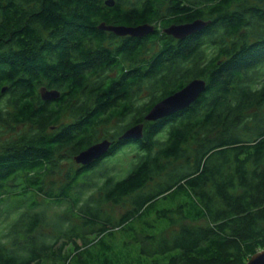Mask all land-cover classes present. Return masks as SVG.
Instances as JSON below:
<instances>
[{
  "label": "trees",
  "instance_id": "obj_1",
  "mask_svg": "<svg viewBox=\"0 0 264 264\" xmlns=\"http://www.w3.org/2000/svg\"><path fill=\"white\" fill-rule=\"evenodd\" d=\"M105 1L0 0V210L14 211L0 222V264H133L100 244L128 221L149 225L142 217L161 198L174 205L158 218L173 224L175 210L187 222L161 239L143 237L149 250L140 251L157 256L145 264H246L264 249V0ZM198 18L210 22L184 39L162 31ZM101 22L156 29L118 36ZM193 78L207 82L194 103L145 119ZM42 86L61 96L44 101ZM137 123L142 139L117 140L108 155L73 168L56 192L44 191L61 158L74 160ZM130 144L132 167L106 166L96 204L91 193L80 205L91 170ZM32 192L70 202L84 220L63 229ZM128 197L131 208L113 223L106 208Z\"/></svg>",
  "mask_w": 264,
  "mask_h": 264
},
{
  "label": "rangeland",
  "instance_id": "obj_2",
  "mask_svg": "<svg viewBox=\"0 0 264 264\" xmlns=\"http://www.w3.org/2000/svg\"><path fill=\"white\" fill-rule=\"evenodd\" d=\"M150 47V46H149ZM148 47V48H149ZM152 51L146 52L144 55V58L141 60H144L143 63H147L148 60L151 58ZM116 71H110V74H114ZM147 93V92H146ZM146 93L144 95H146ZM64 122H69L70 118L65 117L63 119ZM115 127V124L108 125L105 127H100L98 134L100 136L104 135L106 131H113ZM135 152V146L130 144L122 148V150L119 151L114 156H110L108 158H104L103 161L99 163V165L94 168L91 175L87 176V179H90L92 181V187L90 186H84L82 189L83 193L81 196L80 205H83L85 202V199H87L91 193L94 194L95 198L94 201H89L92 204H96L95 201L98 200V183H102V179L100 178V175L109 169H105V167L113 166L115 164L118 169L122 168L123 166L125 169H130L131 166V160L133 158ZM62 155H65V151L61 153ZM67 154V153H66ZM79 167L78 163L73 160V158L70 159H64L61 158V160L58 162V164L55 166L54 172L44 177V191H49L50 189H53V192H56L60 186H62L64 183L67 182L69 175L72 173L71 170L73 168ZM127 174V172H119L117 176L119 178H122L121 176H124ZM86 179V180H87ZM98 182L97 184H95ZM32 198H35L37 201L40 202L39 209L40 211H43L46 216H48L49 220L58 219L60 220V223H63V229H67L72 223L80 224L84 219L82 218V214H79V211L76 212V209H73L72 204L69 202L64 201L61 204H56L53 202L51 198L38 195L35 192H32ZM29 203L26 201L25 205ZM174 203L171 201H168L166 199H159L156 203H154V209H151L148 213H144L142 218H145L143 221H148L149 225H146L141 221L140 218L128 221L125 223L123 227L118 228L116 231L113 230L108 235L103 237L104 243H101L100 245L106 246L107 244L110 245V249L112 248L115 252V254H123L124 256L122 258H127L126 255L130 256V261L133 260V264L139 263V264H145L146 262L156 259L157 256L154 258V255H148L146 253H142L140 249L144 247L146 250H149L147 246L145 245L143 241V237L145 238L147 235L156 236V239H161L164 237V235H171L174 230L178 229L183 222H187L185 220H182L181 217L177 216V213L175 210H172V217L174 220L173 224L168 225V219L166 217H160L158 218L157 211L159 209L167 208L173 206ZM77 207V206H76ZM131 208V198L128 197L124 200H122L118 204H110L106 208V214L110 216V219L113 223H117L120 218L123 217V214ZM14 211L10 214V212L6 209L4 206L3 209L0 210V222L2 220L10 221L11 217ZM70 215V213L73 214V217L69 218V222H63L62 219H64L65 214ZM78 215V217H76ZM6 225V224H5ZM3 223H0V233L1 229L5 226ZM50 233H53L54 235L58 234V232L50 226L48 228ZM115 231V234H114ZM165 231V234H162V232ZM1 237V234H0ZM95 235H92V238H94ZM80 242V241H79ZM148 243L147 245H149ZM107 247V246H106ZM114 256V255H113ZM129 261V262H130ZM128 262V263H129ZM118 264V263H115Z\"/></svg>",
  "mask_w": 264,
  "mask_h": 264
},
{
  "label": "water",
  "instance_id": "obj_3",
  "mask_svg": "<svg viewBox=\"0 0 264 264\" xmlns=\"http://www.w3.org/2000/svg\"><path fill=\"white\" fill-rule=\"evenodd\" d=\"M106 5L113 6L115 0H106ZM209 20L201 18L189 22L172 23L162 29L168 35H172L176 39H184L187 36L195 34L204 29ZM101 30L111 31L118 36L143 37L155 32V25L150 23H142L138 25H115L101 22L98 25ZM7 89L2 88V92ZM207 89V82L203 78H193L180 90L168 95L153 105L146 114L145 119L148 121H156L164 117L170 116L179 110L189 107L194 103L203 92ZM40 95L44 101H52L59 99L61 92L58 89H49L46 86L40 87ZM144 125L137 123L126 129L118 138V140H140L143 138ZM112 145V140L103 139L87 148L81 150L74 156L78 164L90 165L107 154ZM246 264H264V249L254 253Z\"/></svg>",
  "mask_w": 264,
  "mask_h": 264
},
{
  "label": "flooded vegetation",
  "instance_id": "obj_4",
  "mask_svg": "<svg viewBox=\"0 0 264 264\" xmlns=\"http://www.w3.org/2000/svg\"><path fill=\"white\" fill-rule=\"evenodd\" d=\"M5 92V91H4ZM3 92V93H4ZM39 96L41 97V95H40V88H39ZM35 105L37 104V102L36 103H34ZM35 108H37V107H35ZM121 135V134H120ZM120 135H118V137H117V139L116 140H112V139H110V140H112V145H111V147H110V150H109V152L107 153V154H105L104 156H106V155H108L110 152H111V148L114 146V142H116L117 140H118V138H119V136ZM103 156V157H104ZM99 160V159H98ZM96 162V161H95ZM94 162V163H95ZM79 166H82V167H84V165H82V164H78Z\"/></svg>",
  "mask_w": 264,
  "mask_h": 264
}]
</instances>
